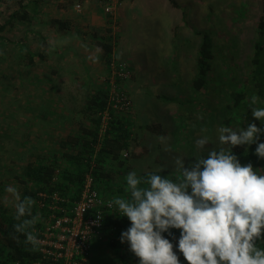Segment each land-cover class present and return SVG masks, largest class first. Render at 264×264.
<instances>
[{
  "label": "rangeland",
  "instance_id": "374dc122",
  "mask_svg": "<svg viewBox=\"0 0 264 264\" xmlns=\"http://www.w3.org/2000/svg\"><path fill=\"white\" fill-rule=\"evenodd\" d=\"M18 1L0 0V25L17 10ZM20 1L23 5L35 2L37 6L35 10L26 9V21H15L12 28L6 27L0 32V178L4 188L0 204L15 207L16 197L7 189L14 187L20 194L21 184L16 176L28 160L35 158L34 147L37 151H46L45 146L41 147V137L32 133L40 128V124L30 120L27 115L31 112L27 109L38 117L36 121H41V99L35 94L31 99L30 95L36 89L43 91L46 78L53 73L48 72L44 79L42 74L35 78L31 65H27L21 52H25L24 47L32 54H43L46 47H42L41 42L46 37L53 38L54 34L65 44L71 40L86 41L94 48L96 38L110 37L115 49L112 58L133 74L123 82L124 91L132 104L130 116L136 129L131 157L125 165V179L130 172L140 174L162 169L175 174L177 158L184 159L186 165L187 159L197 152L208 154L214 148L223 146L218 141L216 129L220 126L234 128L226 123L229 115L223 109V96L230 89H235L229 83L224 90L223 85L234 77L236 79L238 71V75L246 72L245 65L256 37L255 24L262 0H173L176 7L171 5L170 0L122 3L115 10L114 32L110 31V36L105 32L107 28L110 30V17L94 0ZM79 2L81 11L77 13L74 5ZM88 8H92L90 12L102 24H92L87 16ZM51 19L68 20L71 29L60 32L50 25ZM201 34H208L212 41L217 67L209 75L212 94L206 95L195 93L191 88ZM45 61L35 59L33 65L42 72ZM102 75L103 84H95L94 88H106L109 69ZM89 76L92 79L93 76ZM85 82L91 83V80L86 79ZM81 113L85 116L84 112ZM177 113L180 114L176 117ZM82 116L76 117V121H82ZM151 125L157 127L155 132L145 129ZM205 135L209 137V143L198 150L195 142ZM119 182L118 176L108 184V189L116 194V186L121 185ZM110 217L109 214L106 221ZM130 227L131 223L125 231ZM117 240L112 230L102 231L100 239L92 243L83 264H140L129 243ZM168 240L179 258L182 253L178 243ZM112 241L118 242L119 247L111 246Z\"/></svg>",
  "mask_w": 264,
  "mask_h": 264
},
{
  "label": "clouds",
  "instance_id": "9594fccd",
  "mask_svg": "<svg viewBox=\"0 0 264 264\" xmlns=\"http://www.w3.org/2000/svg\"><path fill=\"white\" fill-rule=\"evenodd\" d=\"M251 110L255 119L264 121V107ZM216 132L219 143L228 147L195 158L189 167L177 158L175 180L158 173H149L145 180L130 172L126 177L130 196L110 202L131 222L121 243H129L140 264H180L173 244L162 235L169 229L181 230L178 247L188 264H264V248L257 245L264 239V174L250 163L242 165L232 153L234 146L256 143V155L264 158V143L258 142L264 129L253 123L238 130L220 126ZM195 143L202 150L209 137ZM7 191L17 200L15 232L37 246L34 225L40 217L32 214L35 201L21 199L14 187Z\"/></svg>",
  "mask_w": 264,
  "mask_h": 264
},
{
  "label": "trees",
  "instance_id": "16d2710c",
  "mask_svg": "<svg viewBox=\"0 0 264 264\" xmlns=\"http://www.w3.org/2000/svg\"><path fill=\"white\" fill-rule=\"evenodd\" d=\"M173 7L177 4L170 0ZM32 4V7L30 5ZM37 3L30 2V4L23 5L22 1H18L17 10L12 12L8 18L0 25V32L4 31L6 27L12 28L14 23L23 22L27 19L26 9H36ZM16 21V22H15ZM108 21V20H107ZM50 25L54 26L60 32L69 31L71 29L70 22L68 20L51 19ZM109 24V22H108ZM256 37L251 44V51L249 54V60L245 65V71L242 75L237 74V78H232L230 82L223 85H233L235 89L225 92L223 96L224 105L223 109L225 113L229 115L226 119L227 124H232L234 129H240L247 127L248 124H255L258 128L264 129V121L257 120L252 115V108L264 107V0L261 2L260 13L256 20ZM111 29H105L109 36ZM104 32V33H105ZM106 34V33H105ZM93 37L95 34H92ZM91 35V36H92ZM103 35V34H102ZM110 38V37H109ZM108 37L96 38L95 50L101 61V63L108 70L109 64L112 60L113 46L111 44V38ZM42 47H46L44 41L41 42ZM21 52V56L27 61V65H33L34 60H44L40 53H30L28 49ZM208 34H201V41L196 49L195 60V77L191 81V88L195 93H202V95L212 94V87L210 85V73L217 70L214 64L215 54ZM221 58V54H220ZM127 68V67H126ZM131 73V70L128 69ZM131 78V77H130ZM223 94V91H220ZM219 92V93H220ZM108 90L105 87L96 88L92 94L87 98L84 107V114L90 118V128H80L79 134L65 138L59 144L60 155H45L41 153L35 154V158L28 160L25 166L21 170L20 174L16 176V180L21 184L20 197L36 198V195L40 191H57L65 197H69L70 202L75 201L82 189L83 176L92 165L91 175L93 177V183L95 184L99 194L103 197L111 198L115 197L128 198L130 192L124 191V185L126 184V164H128L131 157V151L133 148V141L135 138V125L130 116L132 112V104L130 101L131 110L128 113H120V115L112 113L106 134L101 142L100 148L95 151L97 126L99 122L98 114L104 110L107 102ZM127 94V93H126ZM128 96V95H127ZM213 97V96H212ZM211 97V98H212ZM256 98V103H252V99ZM129 98V96H128ZM177 113L175 116H179ZM157 127L151 125L146 126L145 129L154 131ZM193 129V128H192ZM191 129V130H192ZM162 133V129H159ZM194 131V130H193ZM259 143H264V132L261 133ZM228 147V146H220ZM214 148L213 150H218ZM257 144L241 145L232 147V153L237 156L239 162L242 165L252 164L254 170L264 174V158H260L256 155ZM127 155L124 157L123 153ZM195 156L187 159L185 167H189L195 162V158L207 157L208 154L197 152ZM92 157L94 159L92 160ZM149 173H158L162 176H166L169 179L175 180L178 177V173L175 174L167 171H148L137 174L139 177L147 179ZM120 177L121 185L116 186L115 193L108 189V184L114 181L115 178ZM147 187L146 184L141 185ZM4 191L3 181L0 178V197ZM113 195V196H112ZM32 214L37 215L38 212L33 206ZM16 207L9 208L0 204V264H13L19 262L22 264H30L38 259V253L36 246L25 243L26 237L23 234L17 233L14 230V224L18 223L15 219ZM30 218V217H24ZM39 222V220H38ZM131 222L128 218L121 216L116 217L112 215L105 223L102 231L112 230L114 234L121 240V235L125 232ZM39 225V224H35ZM34 225V227H35ZM164 237H167L171 241L177 242L180 239V229H169L167 232L162 233ZM117 240V241H119ZM114 248L119 247V243L112 241L110 243ZM258 247L264 248V239L257 242ZM180 264H188L183 257V254L179 257Z\"/></svg>",
  "mask_w": 264,
  "mask_h": 264
},
{
  "label": "built area",
  "instance_id": "2783aa9c",
  "mask_svg": "<svg viewBox=\"0 0 264 264\" xmlns=\"http://www.w3.org/2000/svg\"><path fill=\"white\" fill-rule=\"evenodd\" d=\"M94 1L101 7L103 13L110 17L109 27L113 33L117 7L122 3H131L135 0ZM74 10L77 13L81 11L80 2L74 5ZM108 69L107 102L104 110L98 114L95 151L101 146L111 114L128 113L131 110L129 98L123 88V82L130 79L131 73L125 65L115 63L113 60ZM126 155L127 153L124 152L123 156ZM91 169L92 165L83 176L82 189L75 201L70 202L69 197L57 191H40L33 199L34 207L40 217L37 222L39 225L34 227L39 244L36 246L38 259L30 264H83L92 243L100 239L106 217L109 214L121 217L114 203L109 206L113 200L99 194L93 183ZM100 216L102 218L98 219ZM13 264L22 263L14 262Z\"/></svg>",
  "mask_w": 264,
  "mask_h": 264
},
{
  "label": "crops",
  "instance_id": "0c3cea01",
  "mask_svg": "<svg viewBox=\"0 0 264 264\" xmlns=\"http://www.w3.org/2000/svg\"><path fill=\"white\" fill-rule=\"evenodd\" d=\"M90 11H92V8H88L87 16L91 19L92 24L101 23L98 22V17L94 16ZM43 40L45 41L46 49H44L42 57H44L46 63L42 67V72L38 71L34 65H31V72L35 78L41 77L40 74H42V79H44L48 72L53 73L54 76L52 74V76L49 75L46 78L43 91L36 89L30 95L31 99H33L35 94L36 98L42 100H40L42 102L40 107L43 109V115L40 117L41 121H36L38 117L33 116L32 111L29 109L27 110L31 114L27 116H29L30 120H34V123L40 124V128H37L36 132L32 133L41 137V140L38 139L41 141V147L45 146L46 148V151H37L38 149L34 147L36 151L33 152L59 156L60 151H62L59 148V144L65 138L78 135L80 128L91 127L90 118L86 114L82 116L81 112L84 111V104L87 98L96 88H99L97 86L94 88V85L102 82L103 78L100 76H103L102 73L106 72L107 69L98 59L95 48L87 44L86 41L71 40L68 44H65L56 34H54L53 38L46 37ZM114 51L115 49L112 53ZM48 63L50 65L47 66ZM47 68L50 70H47ZM89 75L93 76L92 79ZM86 79L91 80V83H86ZM83 84L87 85L84 86ZM54 103L58 105V108L55 107ZM80 115L82 116V121L77 122L76 117ZM63 130L64 133H62ZM32 139L33 137L29 140Z\"/></svg>",
  "mask_w": 264,
  "mask_h": 264
}]
</instances>
